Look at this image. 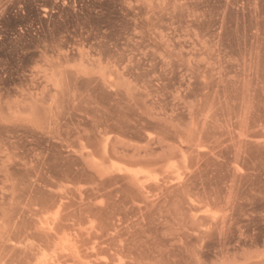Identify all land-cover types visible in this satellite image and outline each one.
<instances>
[{
    "label": "rangeland",
    "instance_id": "1",
    "mask_svg": "<svg viewBox=\"0 0 264 264\" xmlns=\"http://www.w3.org/2000/svg\"><path fill=\"white\" fill-rule=\"evenodd\" d=\"M0 264H264V0H0Z\"/></svg>",
    "mask_w": 264,
    "mask_h": 264
},
{
    "label": "bare ground",
    "instance_id": "2",
    "mask_svg": "<svg viewBox=\"0 0 264 264\" xmlns=\"http://www.w3.org/2000/svg\"><path fill=\"white\" fill-rule=\"evenodd\" d=\"M114 172V171H113ZM103 173V172H102ZM106 173V172H105ZM135 178V177H134Z\"/></svg>",
    "mask_w": 264,
    "mask_h": 264
}]
</instances>
